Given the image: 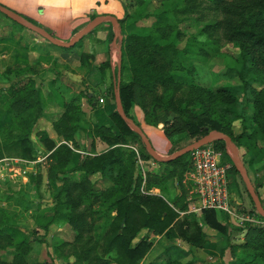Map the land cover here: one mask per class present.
Here are the masks:
<instances>
[{"label": "trees", "instance_id": "16d2710c", "mask_svg": "<svg viewBox=\"0 0 264 264\" xmlns=\"http://www.w3.org/2000/svg\"><path fill=\"white\" fill-rule=\"evenodd\" d=\"M207 2L211 9L218 10L223 15L203 28L207 43L215 46L216 54H220L221 45L213 35L220 33L226 40L234 43L238 53L230 56L232 61L228 63L224 74L240 83L212 89L190 82L187 86L188 96L179 97L178 92L185 86L184 81L180 79L184 76L180 73L185 68L179 58L178 43L182 32L179 20L174 15L177 12L187 14L194 11L199 6L198 0H185L183 7L179 4L173 8L157 7L149 12H145L146 4H143V7L133 13L129 11L127 2L123 1L125 16L120 22L124 37L119 41L123 52L120 84L123 107L125 113L139 126L141 124L133 113V108L138 102L144 109L146 123L151 126L159 124L162 112L177 113L178 116L173 121L167 120L163 127L165 135L173 142L171 153L211 130L225 132L232 137L238 148L242 146L248 152L251 145L257 141L256 137L264 139V0ZM94 17L96 15H93ZM146 21H151V24L145 23ZM113 36L114 34L112 38ZM221 55L228 54L221 52ZM37 67H42L39 60L33 65L16 63L15 66L5 68L3 76L6 79L12 80L11 74H15L18 79L12 81L0 95V123L3 121L0 125V159L14 156L34 160L40 151L34 143L33 135L37 131L39 120L45 115L46 102L41 92L42 87L37 85L34 79L40 71ZM108 67L110 61L101 65L103 72ZM117 72L118 66L115 76ZM126 74H129L128 79ZM115 88L116 84L112 81L107 93L112 95L113 108L116 109ZM85 96L90 104L94 102V96L89 97V93L82 92L75 98L58 103L63 111L52 121L58 140L53 139L45 130L36 132L50 165L47 179L58 182L52 214H37L35 221L38 228L47 234L53 224L66 223L76 231L75 239L82 240L83 234L94 230V222L102 216L104 224L101 226L98 242H93V237L89 238L90 246L83 251V255L78 256L82 264H169L141 262L152 246V241L148 240L147 235L134 242L143 229L173 240L183 239L191 245L202 246L207 236L200 225L202 220L219 233L230 236L231 231L219 219L215 209L203 210L200 216L194 213L181 214L188 210L193 201L189 200L188 189L183 184L184 174L191 168L190 153L166 163L154 159L159 168L168 167L169 174L164 180L160 181L159 178L160 183L149 181L146 186L148 189L164 188L171 181L179 190L172 203L162 195L143 193L142 176L138 174L135 177L138 169L137 154L126 146L139 143L144 159H153L140 135L117 110L110 112V124L90 123L80 104V97ZM240 97H243L245 104L242 105ZM250 105L253 112L248 114ZM236 121H240L242 125L239 135L234 131ZM248 130L251 132L248 133ZM79 131H83L93 140L99 138L108 148L98 153L92 142L93 154L81 158L69 145L72 143L75 148L79 147L76 140ZM189 138L191 140L184 143V140ZM213 145L218 150L225 151L227 159L232 163L231 171L240 176L226 152L225 141L216 140ZM260 152H257V155ZM253 160L252 156L248 163L252 164ZM69 173H77L78 178H70ZM39 175L43 180L45 175ZM94 176L100 180L111 181L112 185L98 189L97 183L100 180L93 181ZM35 177L37 176L30 175L33 181ZM255 187L264 205L262 193L258 186ZM248 195L253 204V211L257 212L249 193ZM5 201L6 205H0V264H55L53 261L31 262L29 257L32 244L29 237L25 235L26 237L17 241L15 233L11 232L12 228L19 229L18 218L33 209L40 212V204H35L30 199L25 188L11 192ZM94 204H101L103 208L95 210ZM96 213L99 216L92 218ZM257 214L264 217L258 212ZM38 228L34 230L33 235L38 233ZM245 228L248 231L246 242L234 245L235 252L237 248L242 247L245 257L229 264H264V224H249L240 229ZM19 230L22 231V228ZM54 242L59 245L63 240L55 238ZM99 248L103 255L116 250L117 256L105 258L97 253ZM4 250L11 251V260L2 256L1 252ZM72 264L79 263L75 261Z\"/></svg>", "mask_w": 264, "mask_h": 264}, {"label": "rangeland", "instance_id": "374dc122", "mask_svg": "<svg viewBox=\"0 0 264 264\" xmlns=\"http://www.w3.org/2000/svg\"><path fill=\"white\" fill-rule=\"evenodd\" d=\"M122 1L127 2L129 6V11L132 13L136 9L143 7V4H146L145 12L154 11L157 7H160L162 9L167 7L173 8L175 6L177 7L178 4L183 7L185 4V0ZM198 3L199 6L194 11L187 14L177 12L174 15L175 18L179 20V28L182 32L178 46L180 48L179 58L185 68L180 73L182 76H184V78L180 77V79L184 81L185 86L183 85L182 89H180V91L178 92V96L184 98L188 96L189 89H187V86L190 82H194L204 87H210L212 89H216L222 86H234L240 83L237 79L228 78L224 74L228 63L232 61L230 56L237 54L238 48L234 45L233 42H229L219 33L217 35H213V38H217L219 40V43L221 45L220 51L225 52L228 55L223 56L221 55V52H219L220 54H216L215 46L207 43V35L203 33V28L207 24L216 22L218 19L223 17L222 13H220L218 10L216 11L211 9L207 0H198ZM23 14L26 18H29L34 21V23H37L38 25L46 28V26L42 22L32 18L31 16H28V14L26 13ZM145 23L151 24V21H146ZM46 29L51 31L53 34H56V32H54L52 29L48 27ZM99 30L100 29L97 28L95 34L99 33ZM8 33L10 36L7 41H12L15 43V45L17 46V54L15 55V57L10 56L3 58L2 60L0 58V95L3 89L7 88L9 84L12 83V81L18 79L15 78V74L10 75V79L12 80L6 79L3 76L6 67L15 66L16 63H21L29 50H32L35 53H38L39 55H44V53H46L44 46L49 45L51 47H56L54 45H51L45 38H43L36 32L18 24L3 13H0V34L7 35ZM37 39L39 41H37ZM40 42H42V44ZM82 43L83 40L79 41L76 47H81ZM3 51L4 49H2V47L0 46V54H2ZM37 68H39L40 71L34 76V79L36 84L42 87L41 92L46 102L44 112L45 115L39 120L40 124L37 127V131H35V134L33 135L34 143L40 149V151L35 155L36 159L29 160L28 163L14 162L13 164H10L8 167H6V169H2L0 171V193L2 194L0 201L5 202V200H7V196L11 192L17 191L20 188H25V192L30 197V199H32L35 204H40V212L33 209L32 211H29L27 215L24 214L21 218L17 219V225L19 226V229L22 228L24 230L20 231L17 228H12L11 230V232L15 233L17 241H20L26 236L29 237L32 244V250L30 252L29 257L31 262L38 261L42 263H50L53 261L55 264H72L76 261L77 263L82 264V262H80L82 260L78 258V256L83 255V251L90 246V243L88 242L89 238L93 237V242H98L99 233L102 230L101 226H103L104 224V218H102V216L100 219H97L96 222H94V224H96L94 230L83 234L84 238L82 240L75 239L76 231H74L69 224H53L50 227V231L46 234L43 229L37 227L38 225L35 221V217L39 213H46L48 215L52 214L53 199L55 193L57 192L58 184V182H55L50 178L49 179L51 181L47 179V177L49 176L50 165L47 161L46 153H43V150L45 149L42 146V143L40 142V139L38 138L36 132H38L39 128H44L47 126L48 131L53 133V136L55 137L56 134L53 130L51 121L57 119L63 111V108L59 106L58 103H60L62 100L68 101L78 96H75L76 92L73 90V87L70 86L71 78L69 74L65 70H59L57 64H54L49 68ZM125 77L126 79H128L129 74H126ZM23 78L25 77H21V79ZM86 89L88 90L89 87L87 86ZM104 91V86H99L98 88L94 89V93L96 94V96L93 95L95 97L94 102L96 100L97 101L95 105L91 104L94 109V113L96 111L93 117L99 118V120H101L103 124H110L111 120L108 116L110 115V112L104 107L103 104H105L106 102L109 103L108 97L110 96L111 99L112 95L109 93V95L107 96ZM159 92H161V89L159 90ZM99 94H101V96H99ZM97 95L99 96V98L103 97L105 99L104 103L97 99ZM82 98L83 97H80L81 105H83ZM240 98L242 100V105L245 104V100L243 99V97ZM146 101H148V99H146ZM111 102L113 105L114 101ZM149 105L150 103L148 102V106ZM108 106H110V104H108ZM114 110H117V108L112 109V111ZM247 112L248 114H251L253 112L252 105H250V107L247 109ZM133 113L137 121L141 124V127L147 134L153 146L159 148L158 142L154 137L152 129L148 128L149 125L145 121V112L141 106V103H136V106L133 108ZM176 116L178 115L175 112H162V114L160 115L159 124L157 126L163 128L167 120L173 121ZM2 123L3 121L0 123V125ZM157 126L151 128H153L154 131L161 135V130L157 128ZM234 131L236 135L241 134L242 125L240 121H236L234 123ZM248 131V133L251 132V130ZM256 139L257 141L251 145L250 151L246 152L242 146L239 148V150L243 161L245 160L244 163L251 176L252 182L254 183V185L259 187L264 198V139H262L260 136L256 137ZM56 140H58V138ZM190 140V138L184 140V143ZM195 140L196 139H192V142ZM171 143L173 144V142ZM126 146L130 148H132L131 146L136 147L140 153V156L144 160V168L139 167V169H137V175L140 174L142 176L141 190L145 186V192L153 190L152 192L164 196L169 202L172 203L173 200L177 197L179 190L178 187H176L171 181L168 182L164 188L153 187L148 189L146 186L149 181H152L153 183H160L159 180L161 181L166 179L167 174H169L168 167L162 166L161 168H159V164L154 159L145 160L142 156L141 145L139 143H132ZM94 148L96 151V146ZM168 150L172 151L171 147ZM220 151L223 155L221 157V160L231 163L229 159H227L225 151ZM259 151L261 152L257 155V152ZM99 152H103V150H100ZM252 156L254 160L252 164H250L248 163V161L250 158H252ZM2 168L4 167L2 166ZM162 168H164V170ZM143 170L146 173V181L143 175ZM40 173L45 175L43 176V180L40 178ZM31 174L37 176L35 177V181L31 180ZM230 174V190L233 194H235L238 202L243 203L245 205V208L247 210L253 209V204L248 195L245 183L244 181L242 182L243 179L241 175L239 176L234 171H231ZM10 176L12 179H10ZM68 176L73 179L78 178L77 173H69ZM5 178H9L12 181H8ZM92 180L98 182L100 179L97 176H94L92 177ZM111 185V181L104 179H101L97 183L98 189H105L110 187ZM189 200H192L190 195ZM93 208L95 210H98L103 207L101 204H94ZM217 212L219 219L224 222L228 226V230L231 231L229 237L227 235L219 233L217 230L205 224L202 220L200 221V225L207 233V236L202 246L191 245L183 239L173 240L166 237L165 235L155 234L152 231L143 229L141 232H139L134 242H137L140 238L147 235L148 240L152 241V246L149 252L147 253L146 258H144L141 262H164L169 264H229L233 260L236 261L245 257L242 253V247L241 249L237 248L238 250H236L235 252L234 245H240L246 242V234L248 232L247 228H245V230H241L240 228H242V226L235 225V223L232 222L231 217L226 212L221 210H217ZM194 214H196L197 216L201 215V213ZM98 216L99 214L96 213L92 216V218H97ZM55 225H57L58 227L62 226V229L54 230L53 226ZM37 228L39 230L38 233L33 235L34 230ZM55 238L63 240V243L59 245L54 244ZM97 253L101 256H104L105 258H113L114 256H117L116 250L104 253L103 255L101 248H99L97 250ZM1 254H3L2 256L7 260L12 259L11 251L7 252V250H4L1 252Z\"/></svg>", "mask_w": 264, "mask_h": 264}, {"label": "crops", "instance_id": "0c3cea01", "mask_svg": "<svg viewBox=\"0 0 264 264\" xmlns=\"http://www.w3.org/2000/svg\"><path fill=\"white\" fill-rule=\"evenodd\" d=\"M0 3L22 15H24L23 13H26L28 16L42 22L46 28L48 27L56 32V34H53L56 38L65 42L69 41L82 28H84L93 19V15L111 14L116 16L119 20L125 16V8L122 0H0ZM97 28L100 30L99 33L95 34ZM113 34L114 29L111 22L105 21L80 40H83V43L79 48L76 47L77 44L74 46L76 48L71 47L72 49L58 48V46H56V48L46 45L44 46L46 51L44 55H39L38 53L29 50L24 57V60L19 62L22 64L26 63L33 65L37 60H41L42 68H49L54 64H57L59 70H65L69 74L71 78L70 86H72L73 90L76 92L75 96L82 92H85L86 94L89 93V97L93 95L96 96L94 89L99 86H104V93L108 96V88L112 81L115 82V70L118 66L119 60L118 49L112 43ZM9 36V33L7 35L0 34V46L4 49L3 53L0 54L1 60L10 56L15 57L17 54V46L15 43L7 41ZM37 41L39 40L37 39ZM40 43L42 44V42ZM106 61H110V67L103 72L101 65ZM87 86L89 87L88 90L86 89ZM99 96H101V94H99ZM99 96L97 95V99L104 103L105 99L103 97L99 98ZM82 100V106L86 113L87 120L91 123H102L99 118L93 117L96 111L94 113L92 105H95L97 100L93 102L92 105L86 101L87 97H83ZM108 100L109 103L106 102L103 105L109 112H111L113 109L111 101L113 100L110 99V96L108 97ZM108 104H110V106H108ZM39 124L40 122H38V125ZM151 127L154 126H148V128L152 129L154 137L159 145V148L154 146L157 152L163 156L172 154L171 151L168 150L170 147L172 150V143L165 135L163 128L157 126V128L161 130L162 134L160 135ZM41 130L47 131L53 139L58 138L56 133V136L54 137L53 133L48 131L47 126L38 129V131ZM88 138L89 137H87L83 131H79L76 135L79 147L75 148L72 145L73 149L80 154L81 158L90 153L93 154L91 152L93 150L92 142H94L96 152L98 153H100V150L104 151L108 148V145L99 138L95 140ZM79 151H82L83 153ZM57 227L58 226L55 225L53 226V229H62V226Z\"/></svg>", "mask_w": 264, "mask_h": 264}, {"label": "built area", "instance_id": "2783aa9c", "mask_svg": "<svg viewBox=\"0 0 264 264\" xmlns=\"http://www.w3.org/2000/svg\"><path fill=\"white\" fill-rule=\"evenodd\" d=\"M70 147L73 148L72 144ZM137 154V165L144 168V160L138 149L131 146ZM83 153L82 151H79ZM91 154V153H90ZM191 168L184 174L183 183L189 191L193 200L184 213H202L203 210L215 209L226 212L237 226L246 227L249 224H264V217H261L253 209L247 210L243 203H239L235 194L230 190L231 185V163L222 161V152L210 143L194 149L190 152ZM28 163L29 160L19 157H5L0 159V171L6 169L10 164ZM146 163V162H145ZM148 164V162H147ZM2 166L4 168H2ZM146 181V173L143 170ZM12 181L9 178H5ZM145 188V186H144ZM143 193L155 194L150 190ZM2 194L0 193V199ZM0 205H6V201H0Z\"/></svg>", "mask_w": 264, "mask_h": 264}, {"label": "water", "instance_id": "95a60500", "mask_svg": "<svg viewBox=\"0 0 264 264\" xmlns=\"http://www.w3.org/2000/svg\"><path fill=\"white\" fill-rule=\"evenodd\" d=\"M0 12L5 14L7 17L12 19L13 21L17 22L18 24L36 32L52 44L64 48H71L74 47L85 35H87L89 32L94 30L97 26L104 23L105 21H110L113 29H114V37H113V45L118 49L119 52V60H118V72L115 76V99H116V106L117 111L120 114V116L129 124V126L137 132L143 143L145 144V147L147 151L150 153V155L158 162H170L172 160H175L185 154L190 153L196 148H199L203 145L213 143L216 140H224L227 147V152L230 155L233 164L235 165L237 171L241 175L248 193L250 194L254 205L256 207V210L258 213L262 216H264V205L261 201V198L259 194L256 191V187L254 183L252 182L251 176L248 172V169L242 159L240 150L238 146L233 141L232 137L228 134H226L223 131L218 130H211L206 135L200 137L199 139L191 142L190 144H187L183 146L182 148L176 150L172 154L168 156L160 155L151 141L149 140L147 134L143 130L141 126H139L131 117H129L124 110L121 93H120V84H121V66H122V46L119 43V41L123 40V34H122V28H121V22L120 20L111 14H102L94 17L84 28H82L75 36H73L69 41H61L58 38H56L51 32H49L46 28L34 23L33 21L26 18L21 13L9 8L8 6L0 3ZM120 44V45H119ZM137 177V174L135 175Z\"/></svg>", "mask_w": 264, "mask_h": 264}]
</instances>
